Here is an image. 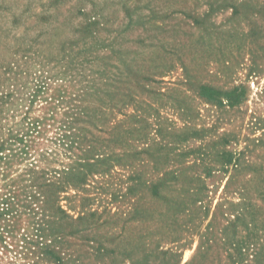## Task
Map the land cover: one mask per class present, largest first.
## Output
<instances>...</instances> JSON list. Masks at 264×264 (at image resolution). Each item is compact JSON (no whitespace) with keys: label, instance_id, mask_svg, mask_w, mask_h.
Here are the masks:
<instances>
[{"label":"rangeland","instance_id":"1","mask_svg":"<svg viewBox=\"0 0 264 264\" xmlns=\"http://www.w3.org/2000/svg\"><path fill=\"white\" fill-rule=\"evenodd\" d=\"M1 144L0 264H264V0H0Z\"/></svg>","mask_w":264,"mask_h":264},{"label":"trees","instance_id":"2","mask_svg":"<svg viewBox=\"0 0 264 264\" xmlns=\"http://www.w3.org/2000/svg\"><path fill=\"white\" fill-rule=\"evenodd\" d=\"M203 89L205 90L207 88L204 87ZM34 125H35V123H34ZM18 139H19L18 141H23L24 140L21 137L18 138ZM2 149H6V145L5 144H1V146H0V164L2 163V160L6 157V155L1 154ZM10 149H11V145H10ZM22 153H25V152L23 151ZM58 181H60V180H58ZM37 185H38V188H44L45 186H47L49 184H47L46 182H41V183H39ZM12 198H14L13 194L10 195V196L0 195V218L3 217V215L10 214V213L13 212V208L11 207V204L13 202ZM2 204H3V206H2ZM1 231L2 230H1V226H0V233H2ZM1 237H2V235H1Z\"/></svg>","mask_w":264,"mask_h":264}]
</instances>
